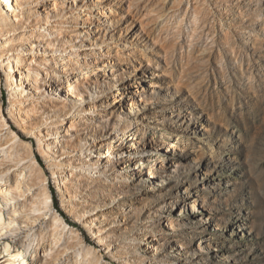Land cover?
Returning a JSON list of instances; mask_svg holds the SVG:
<instances>
[{
	"label": "rangeland",
	"instance_id": "374dc122",
	"mask_svg": "<svg viewBox=\"0 0 264 264\" xmlns=\"http://www.w3.org/2000/svg\"><path fill=\"white\" fill-rule=\"evenodd\" d=\"M53 1L18 23L54 33L30 46L39 94L15 126L0 65V129L14 134L0 179L26 176L25 194L0 195L15 223L0 246L27 264H264V0ZM52 53L80 66H44ZM35 98L62 141L44 138Z\"/></svg>",
	"mask_w": 264,
	"mask_h": 264
},
{
	"label": "bare ground",
	"instance_id": "6f19581e",
	"mask_svg": "<svg viewBox=\"0 0 264 264\" xmlns=\"http://www.w3.org/2000/svg\"><path fill=\"white\" fill-rule=\"evenodd\" d=\"M64 1H78V3L82 4V0H64ZM96 2H102L101 0H95ZM41 3V4H40ZM53 0H0V27H8L10 28L12 33V36H1L0 37V53H2V56H0V65L2 68H4V85L5 89L8 90V92L11 94L10 99L12 100L10 103V109H9V119L12 121V119H15V115H17L18 119L20 118V114L24 115L30 105L28 102V99L26 98L33 96L34 94L38 93V84L39 79H37V75H35V72L31 71V64L34 65L33 62H37V57L33 53V49L31 44H43L42 48H49L51 45L50 42H48V39H51L52 35V26H40V27H28L31 28L29 30H25L23 28H19L18 23L21 22L23 19V16L27 17L29 14L38 8L43 9L44 12H41L44 15H47L46 12L48 6L47 5H53ZM37 6H40L37 8ZM87 12V11H83ZM104 13V12H103ZM82 20V16L79 17ZM104 18V17H103ZM51 25V24H50ZM33 28V29H32ZM44 28V29H43ZM60 32V27H57ZM54 33V32H53ZM10 34V33H9ZM11 35V34H10ZM24 41H26L25 44H27L28 49L30 50L29 54L23 55V51L21 49V52L16 51L14 45H17L18 47L23 46ZM31 42V43H29ZM90 43V41H89ZM90 46V44H89ZM24 50V49H23ZM90 52V50H89ZM54 53L51 55H44L41 59L44 61V66H48L51 63L55 62L57 65V70L64 71L69 64H76L80 66L79 61L73 59L71 56L68 58L67 56H61L57 61H53ZM35 66V65H34ZM90 73L84 72L83 69H79L77 73L75 74L76 77H83L88 74L93 73V70L88 71ZM62 79V78H61ZM61 80H57V84L60 83ZM56 84V85H57ZM62 84V83H61ZM57 86H47L48 90H55L57 89ZM31 91V94L29 95ZM55 94L59 99H65L66 90L64 91H56ZM13 96V97H11ZM118 95H114L111 98H109L110 103L117 104L119 103L120 99L118 98ZM33 106L31 108V113L36 118H41L44 122V125H42V133L47 134L44 136V138L48 137L50 133H53L54 139L53 143L62 141L63 138H61L60 134L63 132V124H59V127L57 128V132L54 133L51 128V123L47 125L45 120V115L49 113V111H55L52 106H47L46 102L42 101V99L35 98L33 99ZM127 104V102H126ZM85 106H91V105H85ZM0 119L2 120V115L0 114ZM24 121H21V124ZM12 124L15 126V122L12 121ZM7 126V125H6ZM5 125L1 127L0 129V154H4L5 156H10L11 153L7 151V144L8 139L14 137L13 132L6 127ZM3 128V129H2ZM25 137L32 136L28 133H22ZM129 138L126 142V151L130 152L135 147V136L134 131L132 128H129L128 131ZM16 138V137H15ZM97 144L101 146V143L97 141ZM168 147L170 146V143H168ZM108 150H104L103 152L99 153L100 157H102V162L108 161ZM68 170L64 168L59 172V177L57 178V181L64 186L68 185ZM4 175V172H3ZM13 179L12 182L10 177H2L0 179V195L3 196H10L11 190L14 188L18 191V193L25 194L23 191L22 184L26 179V176L22 171H14L13 173ZM25 187V186H24ZM22 196V195H21ZM26 196V195H25ZM24 197V195H23ZM7 199V198H6ZM8 203L10 201L8 200ZM12 204V203H11ZM13 205V204H12ZM4 207L0 203V237H4L8 235L10 232V228L12 226V220L9 218V222L5 218V214L3 213ZM92 238V237H91ZM145 248L152 249L153 246L150 242H147L144 244ZM0 264H27V261L23 255V253L18 249L13 247L10 242L4 241L3 244L0 246Z\"/></svg>",
	"mask_w": 264,
	"mask_h": 264
}]
</instances>
